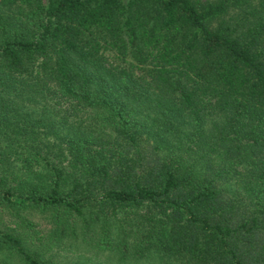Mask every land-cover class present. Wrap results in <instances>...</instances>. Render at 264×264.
Here are the masks:
<instances>
[{
	"label": "trees",
	"instance_id": "1",
	"mask_svg": "<svg viewBox=\"0 0 264 264\" xmlns=\"http://www.w3.org/2000/svg\"><path fill=\"white\" fill-rule=\"evenodd\" d=\"M0 264H264V0H0Z\"/></svg>",
	"mask_w": 264,
	"mask_h": 264
}]
</instances>
